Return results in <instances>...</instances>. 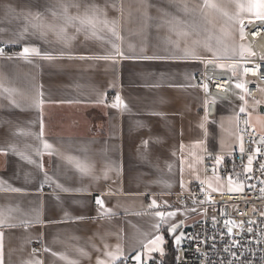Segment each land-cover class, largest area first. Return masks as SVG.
I'll return each mask as SVG.
<instances>
[{"label":"crops","instance_id":"obj_1","mask_svg":"<svg viewBox=\"0 0 264 264\" xmlns=\"http://www.w3.org/2000/svg\"><path fill=\"white\" fill-rule=\"evenodd\" d=\"M253 2L0 0L3 264L148 261L186 236L199 216L175 196L204 179V154L239 150L245 126L264 133V92L249 99L238 78L232 100L206 103L194 81L240 72L241 28L264 21Z\"/></svg>","mask_w":264,"mask_h":264},{"label":"built area","instance_id":"obj_2","mask_svg":"<svg viewBox=\"0 0 264 264\" xmlns=\"http://www.w3.org/2000/svg\"><path fill=\"white\" fill-rule=\"evenodd\" d=\"M243 40L252 48V55L239 61L240 72L231 69L205 68L194 75L202 88L206 103L230 101L237 79L249 99L259 102L264 92V21L244 24ZM2 56H12L2 45ZM206 86V87H205ZM111 100H115L112 98ZM243 149V150H241ZM259 150V151H257ZM216 156H223L217 166ZM253 163L248 171V159ZM264 133L254 126L242 131L239 150L204 154L203 183L195 182L189 192L178 194L179 205H190L199 216L175 249L174 264H264ZM220 177L237 181L236 191L211 192L208 178ZM95 207H99L96 203ZM227 222V223H226ZM231 229V231H229ZM40 249V245H35ZM118 264H166L161 258L137 261L133 257Z\"/></svg>","mask_w":264,"mask_h":264},{"label":"snow or ice","instance_id":"obj_3","mask_svg":"<svg viewBox=\"0 0 264 264\" xmlns=\"http://www.w3.org/2000/svg\"><path fill=\"white\" fill-rule=\"evenodd\" d=\"M248 10L249 11L255 10L254 11L255 16L258 17V18H260V19H262V20H264V0H254V2L249 5ZM66 11H67V9H65V12ZM66 19L68 20V22H71L74 19H80L81 25L86 24V23H88V24H91L92 23V20L90 18H88L87 16L84 17V18H79V17H66ZM93 35H95V32H93ZM241 38H243V28H241ZM31 51L33 53L37 54V55L39 54V51L37 49H32ZM24 52L25 53H28L29 52V49L28 48H25L24 49ZM237 87H242V86L238 84ZM241 99H243V97H241ZM117 101H119V97H117ZM114 106H116V105H114ZM240 111L243 112V111H245V109L242 107L240 109ZM44 147L45 148H49L50 145L45 144ZM241 150H243V149H241ZM257 151H259V150H257ZM252 163H253V161H252V159L250 157L248 159V165H249L248 171H251V165H252ZM261 167L264 168V165H262ZM201 183H203V181H201ZM231 183H232L231 178H229V184H231ZM213 190L215 191V189H213ZM237 190H239V189H237ZM96 203L98 205H100L101 207H103V201L100 198H97ZM153 205H155V201H153ZM193 211H195V209H193ZM157 215L159 217H161L162 220L165 217V213L164 212H158ZM167 215L168 216H173L174 213L173 212H168ZM172 231H175V229L173 228ZM229 231H231V229H229ZM176 242H177V244H179L180 243V240L177 239ZM160 243H163V238L161 236H156L155 239L150 240L149 241V244L153 245V248L151 250L152 251L157 250V248L155 246L158 245V244H160ZM135 259L139 262L140 261V256L137 255L135 257ZM0 264H3V233L2 232H0ZM98 264H103V262H98Z\"/></svg>","mask_w":264,"mask_h":264},{"label":"rangeland","instance_id":"obj_4","mask_svg":"<svg viewBox=\"0 0 264 264\" xmlns=\"http://www.w3.org/2000/svg\"><path fill=\"white\" fill-rule=\"evenodd\" d=\"M259 116H256L254 122L256 123L257 126H260L264 129V114L259 113ZM208 185H209V190L211 192H229V191H236L237 189H241L242 186L239 182L237 181H232L231 184H229V181H226L224 179H221L220 177H215L211 176L208 178ZM215 189V191L213 190ZM184 233H180L179 235L175 236L173 238V246L177 247L181 243L177 244V239L180 240L184 237Z\"/></svg>","mask_w":264,"mask_h":264},{"label":"trees","instance_id":"obj_5","mask_svg":"<svg viewBox=\"0 0 264 264\" xmlns=\"http://www.w3.org/2000/svg\"><path fill=\"white\" fill-rule=\"evenodd\" d=\"M160 258L163 259L166 264H174L175 248H174L173 243L170 239H168V242L166 244L165 254Z\"/></svg>","mask_w":264,"mask_h":264},{"label":"water","instance_id":"obj_6","mask_svg":"<svg viewBox=\"0 0 264 264\" xmlns=\"http://www.w3.org/2000/svg\"><path fill=\"white\" fill-rule=\"evenodd\" d=\"M260 111L261 113H264V106L260 107ZM208 115L211 118L214 116V105L213 104L208 105Z\"/></svg>","mask_w":264,"mask_h":264}]
</instances>
